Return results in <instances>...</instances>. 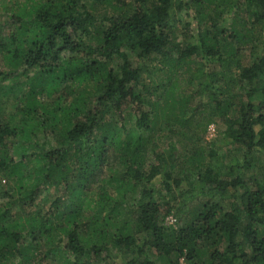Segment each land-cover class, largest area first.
<instances>
[{
	"label": "trees",
	"instance_id": "obj_1",
	"mask_svg": "<svg viewBox=\"0 0 264 264\" xmlns=\"http://www.w3.org/2000/svg\"><path fill=\"white\" fill-rule=\"evenodd\" d=\"M97 2L100 19L82 0H26L10 18L5 78L34 75L19 122L0 121V264H264V0ZM155 61L186 73L199 63L228 162L157 152L155 129L174 123L163 111L192 117L176 81L163 103L149 98ZM46 130L59 146L35 141ZM187 196L201 198L189 213Z\"/></svg>",
	"mask_w": 264,
	"mask_h": 264
},
{
	"label": "rangeland",
	"instance_id": "obj_2",
	"mask_svg": "<svg viewBox=\"0 0 264 264\" xmlns=\"http://www.w3.org/2000/svg\"><path fill=\"white\" fill-rule=\"evenodd\" d=\"M26 0H0V46L2 44H6L7 37L10 31V23L11 16L17 8L21 7ZM83 3H86L88 7H94L97 12V15L100 17L104 13V7L97 2V0H82ZM189 22L188 19L182 18L180 22L176 23V28L179 30L177 32V43L182 46H187L188 44L194 43V39H189L185 37V34L181 32L184 30L185 23ZM186 28V27H185ZM159 62V61H158ZM198 62L192 65L191 72L186 73V69L183 67L176 68L169 67L164 63L150 62L145 67V70H149L150 74L145 77V84L151 88L150 91L154 90L155 93H149V98L155 100V96L159 99L162 93L165 90L169 89V86L176 81L178 84V88L176 89V96L178 99L182 97H187L188 102L186 104L185 110L188 114L191 115L192 119L189 123H184L180 121L178 118L174 117L172 112L163 111V118H170L173 120V124H169L164 120L158 125L157 129H155V141L158 146L157 152L159 154H164L165 156L172 155L171 145L175 147V156L178 157H191V155L196 151H202L205 154L209 153H217L218 158L228 162L229 157L227 151L228 148L223 144V137L225 132V123L221 117V113L219 107H217V103H214L210 100L209 92L202 88L199 81V76L196 74V70L199 67ZM210 69L212 71L219 72L220 67L218 64H213L209 62ZM13 72V68L6 64L4 60V55L2 53V49L0 48V98L2 102L0 104V121L3 123H18L21 115L18 112V107L20 106L16 97L21 96L22 92H20L24 82L28 77H32L34 73H28L29 75L25 77L22 75V70H19V73L14 77L6 80L7 74ZM191 77H190V76ZM13 76V75H12ZM192 79V80H191ZM11 86H14V93L9 94V96H2L4 89H7ZM159 86V87H158ZM224 85L220 83L218 86L221 89ZM158 87V88H157ZM26 88V87H25ZM157 88V90H156ZM155 94V95H154ZM166 96L162 95L159 99L161 103L165 100ZM228 97L221 96L219 100H227ZM46 103L50 108H53V104L50 100H46ZM164 105L163 107H165ZM40 144V146H44L46 148L50 146H59L55 135H52L50 131L46 133H39L36 140ZM231 150L233 147H230ZM182 158V160H183ZM174 162H177L176 160ZM113 168H117V166L113 165V162L110 163ZM175 165V164H174ZM177 165V164H176ZM185 169L190 167L184 163ZM184 169L181 172V177L187 174ZM178 166L175 168L173 175H176L178 172ZM107 174L109 175L110 171L107 170ZM191 180H194L197 175L189 174ZM0 190L9 189V183L5 178L0 177ZM4 191V190H2ZM201 198H194L191 200L190 196L184 197L182 200H179L180 206L182 209H185L189 212L193 210L199 202ZM178 215H171L165 222V226L176 228V221ZM155 257L153 254H151Z\"/></svg>",
	"mask_w": 264,
	"mask_h": 264
}]
</instances>
